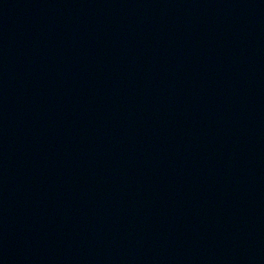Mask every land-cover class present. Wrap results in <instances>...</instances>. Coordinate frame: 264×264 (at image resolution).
Returning <instances> with one entry per match:
<instances>
[{"label": "water", "instance_id": "95a60500", "mask_svg": "<svg viewBox=\"0 0 264 264\" xmlns=\"http://www.w3.org/2000/svg\"><path fill=\"white\" fill-rule=\"evenodd\" d=\"M0 264H85L1 174Z\"/></svg>", "mask_w": 264, "mask_h": 264}]
</instances>
